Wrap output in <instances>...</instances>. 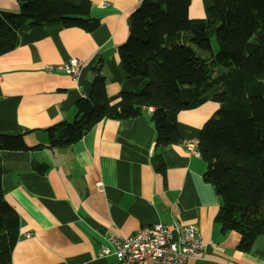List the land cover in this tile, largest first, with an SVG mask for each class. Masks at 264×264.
I'll list each match as a JSON object with an SVG mask.
<instances>
[{
	"label": "crops",
	"instance_id": "crops-1",
	"mask_svg": "<svg viewBox=\"0 0 264 264\" xmlns=\"http://www.w3.org/2000/svg\"><path fill=\"white\" fill-rule=\"evenodd\" d=\"M89 1V15L99 22L95 31L23 25L14 49L0 55V134H22L27 148H42L0 151L3 198L19 218L11 264H112L113 256L99 254L109 236L172 221L194 224L203 243L202 255L186 264H264V232L250 253L236 250L238 234L214 221L220 202L203 181L206 164L182 144L198 138L216 103L180 112L181 142L165 150L154 149L148 109L134 119H104L67 149L47 148L44 129L73 121L74 104L88 96L94 67L105 79L110 104L119 101L126 80L117 49L141 0ZM211 4L190 0L189 19L205 18ZM17 10L15 0H0V11ZM70 58L82 63L77 80L46 71ZM259 213L264 225V199Z\"/></svg>",
	"mask_w": 264,
	"mask_h": 264
},
{
	"label": "trees",
	"instance_id": "trees-1",
	"mask_svg": "<svg viewBox=\"0 0 264 264\" xmlns=\"http://www.w3.org/2000/svg\"><path fill=\"white\" fill-rule=\"evenodd\" d=\"M17 12L0 11V55L14 49L17 30L30 27L97 29L89 0H15ZM190 0H141L118 49L126 80L110 104L99 67L72 122L46 129L47 148L79 142L104 119H134L152 108L154 149L179 144L176 117L206 102L218 105L203 123L197 151L203 181L219 199L214 221L238 234L236 250L250 253L264 232V0H212L205 18L188 17ZM214 39L216 50L211 45ZM29 149L22 134H0V151ZM38 166V170H40ZM0 160V264H11L19 218L3 198Z\"/></svg>",
	"mask_w": 264,
	"mask_h": 264
},
{
	"label": "built area",
	"instance_id": "built-area-1",
	"mask_svg": "<svg viewBox=\"0 0 264 264\" xmlns=\"http://www.w3.org/2000/svg\"><path fill=\"white\" fill-rule=\"evenodd\" d=\"M81 67L79 59L70 58L59 65L47 66L46 71L63 72L77 80ZM147 109L152 111L150 107ZM182 144L189 155L199 157L197 138L186 139ZM96 191H102L100 183L96 184ZM202 252L203 243L196 226L192 223L180 226L172 221L145 226L129 236L111 235L99 254L113 256L115 261L112 264H186Z\"/></svg>",
	"mask_w": 264,
	"mask_h": 264
},
{
	"label": "rangeland",
	"instance_id": "rangeland-1",
	"mask_svg": "<svg viewBox=\"0 0 264 264\" xmlns=\"http://www.w3.org/2000/svg\"><path fill=\"white\" fill-rule=\"evenodd\" d=\"M211 45L214 48V50H216L214 39H211Z\"/></svg>",
	"mask_w": 264,
	"mask_h": 264
}]
</instances>
